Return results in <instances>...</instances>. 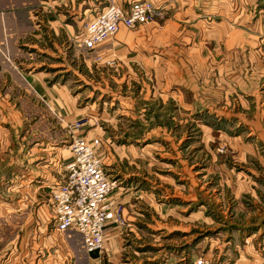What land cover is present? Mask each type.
<instances>
[{
  "label": "rangeland",
  "instance_id": "obj_1",
  "mask_svg": "<svg viewBox=\"0 0 264 264\" xmlns=\"http://www.w3.org/2000/svg\"><path fill=\"white\" fill-rule=\"evenodd\" d=\"M41 1L52 13L54 0ZM83 1L67 3L72 15L66 20L77 18L75 35L66 36L62 48L67 66L55 76H61L59 81L46 80L47 86L62 88L61 105L24 91L0 99L12 105L11 113L2 107L0 114V264H10L13 250L7 246L21 233L22 217L62 179L64 170L53 179L51 159L69 156L74 137L101 140L97 154L117 182L110 198L122 207L125 219L124 226L113 227L120 239L114 253L98 254L96 264H191L199 258L211 264H252L261 259L264 131L258 138L240 119L252 121L255 104L248 91L235 88L220 105L211 59L202 68L187 51V75L180 64L186 51L181 45L167 49V31L182 36L186 9L193 10L195 22L206 20L215 16L219 0H141L165 3L158 7L162 14L148 25L125 30L123 44L101 49L102 61L78 42L88 21H82ZM109 1L89 0V20ZM235 4L232 10L264 21V0ZM171 60L173 73L166 68ZM45 170L50 175L42 179L37 171Z\"/></svg>",
  "mask_w": 264,
  "mask_h": 264
},
{
  "label": "crops",
  "instance_id": "obj_2",
  "mask_svg": "<svg viewBox=\"0 0 264 264\" xmlns=\"http://www.w3.org/2000/svg\"><path fill=\"white\" fill-rule=\"evenodd\" d=\"M69 1L71 2V0H54L53 12L48 13L47 9L51 7L46 6V3L41 0H0V99L16 98L24 91L26 94L33 92L43 102L46 99V101H50V104L61 105L62 88L55 84L47 86L46 80H51L54 77L55 81H59L61 76H58V79L55 76L62 73L61 67L67 66L62 48L65 45V39L75 35V24H77L76 17L75 19L70 18L72 22L69 23L66 20L72 15V13L68 15L69 9L66 8ZM130 1L122 0V3H116L127 8L130 6ZM221 1L219 0L220 6L217 13H214L215 16L207 17L206 20L195 22L191 13L193 10L186 9L185 16L188 17V20L182 21V23L187 22V25L184 24L181 29L182 36L178 38L180 32L177 30L167 31V49L176 50L180 48L178 45H181V49L186 51L180 64L183 70L186 69L187 75H191L188 72L190 67L188 61L191 57H188L187 60L185 58L187 51L190 55L197 56L195 57L197 63L202 68L205 61L208 58L211 59V64L214 65L213 76L217 83L216 96L214 97H217L220 105L228 95L230 96L234 92L233 90L248 91L251 103L255 104L253 119L247 121L244 116H241L240 119L241 122L248 123L249 130L254 131L258 138H262L264 89L260 93L257 90L260 86L264 87V54L261 56L258 53V50L261 53L264 52V21L261 19L252 21L250 13L238 12L237 7L232 10L233 5H236L235 0L234 2L230 0V5L226 6H221ZM82 4L87 7L83 13L82 21L89 20V0L83 1ZM154 4L156 7L165 5V3L158 2H154ZM167 6L169 7L168 3ZM70 7L73 9V5ZM207 20L211 21L207 22ZM125 30L127 29L121 26L116 35L118 38L116 39L115 36L111 40L112 42H106L102 49L108 45L106 50L111 51L116 49V46L123 44L122 35H125ZM175 45L178 47L175 48ZM173 66L172 60L166 61L167 72L173 73L175 71ZM242 82L248 83L249 86L247 84L238 85ZM245 88L247 90H243ZM224 91L226 95L223 98ZM260 102L261 104L258 105ZM2 107L4 110H8L7 113L12 112V105L4 106L0 102V109ZM51 161H53V171L55 172L53 179H55L72 161V156L70 153L69 156L61 160L58 155V157L54 156ZM37 172L42 174L40 177L42 179L44 176L50 175L49 170L46 171L47 174L42 173L44 170ZM21 223V233L16 236L15 244L12 238L11 244L7 246L13 250L11 256L16 254V257L9 256L7 258L8 263L40 264V257L47 258V264L97 263L99 253H86L78 234L72 231L61 234L54 229L49 196L47 199L42 196L36 209L33 211L30 209L22 217ZM31 226L34 227L31 228ZM113 230L114 228H110L106 232L104 248L100 255L103 253L109 257L114 253L112 250L116 246L117 240L120 241V239L117 234L112 233ZM8 251L9 249L6 253ZM18 258L22 259L18 261ZM193 261L191 259V262ZM252 264H264V253L261 259Z\"/></svg>",
  "mask_w": 264,
  "mask_h": 264
},
{
  "label": "built area",
  "instance_id": "obj_3",
  "mask_svg": "<svg viewBox=\"0 0 264 264\" xmlns=\"http://www.w3.org/2000/svg\"><path fill=\"white\" fill-rule=\"evenodd\" d=\"M161 14L162 9L148 1H135L124 8L110 0L105 9L85 23L78 39L80 48L94 55L95 61H102L103 45L115 37L121 26L134 30L152 23ZM106 63L111 65L113 61ZM100 145L98 138L88 142L74 137L69 147L72 161L64 167L62 179L49 193L54 229L59 233L78 234L86 253L99 254L104 248L106 232L114 226L125 225L122 207L110 198L117 182L97 154ZM191 264L211 262L199 258Z\"/></svg>",
  "mask_w": 264,
  "mask_h": 264
}]
</instances>
